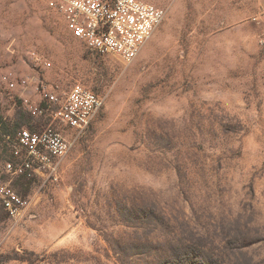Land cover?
I'll list each match as a JSON object with an SVG mask.
<instances>
[{"label": "rangeland", "instance_id": "1", "mask_svg": "<svg viewBox=\"0 0 264 264\" xmlns=\"http://www.w3.org/2000/svg\"><path fill=\"white\" fill-rule=\"evenodd\" d=\"M144 1L167 16L126 62L43 0H0V171L4 133L53 120L24 107L46 105L37 78L105 97L83 133L54 121L74 140L59 182L6 176L37 200L17 224L0 204V264H164L184 246L197 264H264V0Z\"/></svg>", "mask_w": 264, "mask_h": 264}, {"label": "built area", "instance_id": "2", "mask_svg": "<svg viewBox=\"0 0 264 264\" xmlns=\"http://www.w3.org/2000/svg\"><path fill=\"white\" fill-rule=\"evenodd\" d=\"M60 12L67 29L85 46L103 56H117L133 61L155 30L167 16L164 7L144 0H43ZM32 58L39 66L50 67L52 62L40 54ZM13 76H5L9 79ZM41 100L28 96L23 104L32 117L49 114L52 122L41 130L23 127L15 135H6L11 157L4 161L0 171V204L10 221L21 222L37 200L36 194L24 196L14 187L9 177L38 174L44 181L59 182L61 161L71 151L74 140L54 125L85 132L105 103V97L94 89L77 82L68 92L60 95L52 85L36 79Z\"/></svg>", "mask_w": 264, "mask_h": 264}, {"label": "trees", "instance_id": "3", "mask_svg": "<svg viewBox=\"0 0 264 264\" xmlns=\"http://www.w3.org/2000/svg\"><path fill=\"white\" fill-rule=\"evenodd\" d=\"M15 124H16V127H18V126H21L23 123L16 120ZM6 135H13V133L3 134L4 137ZM0 218H2V216ZM182 249L183 250H180L179 248V249L171 250L170 252H168L167 253L168 257L171 260L165 262L164 264H197V260L199 261L202 255L200 253L196 254L194 251H191L188 247L185 248V246ZM218 263H219L218 260H216L214 257H211V259H209L208 261H203V264H218Z\"/></svg>", "mask_w": 264, "mask_h": 264}]
</instances>
